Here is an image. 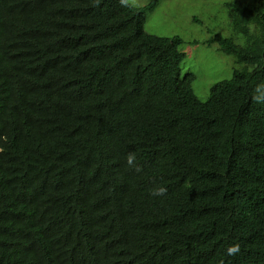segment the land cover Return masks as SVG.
<instances>
[{
  "label": "trees",
  "instance_id": "1",
  "mask_svg": "<svg viewBox=\"0 0 264 264\" xmlns=\"http://www.w3.org/2000/svg\"><path fill=\"white\" fill-rule=\"evenodd\" d=\"M224 6L200 102L158 0H0V264H264V0Z\"/></svg>",
  "mask_w": 264,
  "mask_h": 264
},
{
  "label": "rangeland",
  "instance_id": "2",
  "mask_svg": "<svg viewBox=\"0 0 264 264\" xmlns=\"http://www.w3.org/2000/svg\"><path fill=\"white\" fill-rule=\"evenodd\" d=\"M126 1L136 8L148 3V0ZM227 2L251 5L255 0H158L156 10L145 17L144 31L148 35L182 40L179 48L184 54L181 73L194 76L192 89L200 102L207 100L209 88L214 83L229 79L235 68L241 69L234 57L221 54L216 46H207L216 33L232 38L241 46L244 43L233 32L232 11L224 6Z\"/></svg>",
  "mask_w": 264,
  "mask_h": 264
}]
</instances>
